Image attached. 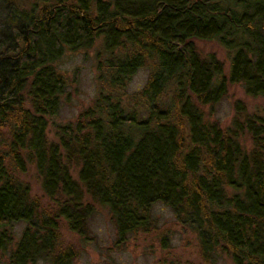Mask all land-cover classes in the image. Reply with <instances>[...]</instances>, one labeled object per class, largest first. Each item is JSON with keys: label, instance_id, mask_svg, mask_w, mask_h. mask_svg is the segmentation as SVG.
<instances>
[{"label": "trees", "instance_id": "1", "mask_svg": "<svg viewBox=\"0 0 264 264\" xmlns=\"http://www.w3.org/2000/svg\"><path fill=\"white\" fill-rule=\"evenodd\" d=\"M0 10V251L24 223L10 264H73L61 223L84 235L96 204L123 244L155 226L157 203L195 234L203 260L226 253L233 264H264V116L240 120L236 101L222 128L196 105L216 104L232 83L264 98V0H0ZM194 39L218 41L228 72L214 53L201 56ZM97 40L101 87L52 140L49 118L68 88L55 63ZM144 66L145 83L127 94ZM27 162L55 210L40 209L15 175Z\"/></svg>", "mask_w": 264, "mask_h": 264}, {"label": "rangeland", "instance_id": "2", "mask_svg": "<svg viewBox=\"0 0 264 264\" xmlns=\"http://www.w3.org/2000/svg\"><path fill=\"white\" fill-rule=\"evenodd\" d=\"M32 1L20 0V3L28 7ZM99 43L100 40H97L95 45L88 49H66L55 63L56 68L66 76L68 88L61 96L58 114L49 118L47 134L52 140L55 139L57 126L74 122L79 114L92 104L101 87L97 79L95 57ZM194 44L201 56L214 53L223 62L224 72H228V53L218 41L194 39ZM148 73V67L140 68L132 76L127 94L139 89L145 83ZM236 101L244 108L238 115L240 120L251 114L264 116V98L247 95L238 83L229 84L227 94L216 104L196 105L202 110L203 119L216 121L222 128H226L236 115ZM239 139L247 149L251 147V139L247 133L244 132ZM15 175L28 183L31 197L37 200L40 209L48 211L56 209V201L43 191L41 176L33 162H27L25 169L18 170ZM54 199L61 201L63 196L56 194ZM152 213L155 218L154 227L130 236L125 243L116 245L115 228L109 213L105 207L96 204L95 213L84 235L71 231L62 221L59 229L60 244L76 250L77 255L73 264H158L163 258L178 259L191 264H233L226 253L219 254L214 261L203 260L195 234L182 227L166 205L155 204ZM23 227V222L14 224L11 243L5 250L0 251V264H10V252L15 247ZM163 238L166 247H163ZM36 264L51 263L48 260H38Z\"/></svg>", "mask_w": 264, "mask_h": 264}]
</instances>
